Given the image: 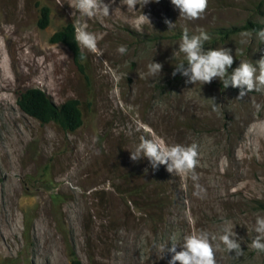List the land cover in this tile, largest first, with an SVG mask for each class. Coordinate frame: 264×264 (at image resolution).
Masks as SVG:
<instances>
[{
  "label": "rangeland",
  "instance_id": "rangeland-1",
  "mask_svg": "<svg viewBox=\"0 0 264 264\" xmlns=\"http://www.w3.org/2000/svg\"><path fill=\"white\" fill-rule=\"evenodd\" d=\"M69 2L0 0V264H73V253L82 264H169L171 237L219 235L222 226L234 230L244 254L237 259L221 246L217 264H264V253L251 247L255 218L264 216V139L255 150L245 146L250 126L264 120V91L237 99L240 89H225L219 78L193 85L172 76L185 28L210 36L205 50L231 49L229 72L240 60L264 57L255 36L241 43L240 34L219 33L249 21L264 28V0H208L194 21L180 18L171 0L137 5L136 13L104 0L114 13L92 19L72 16ZM44 7L51 10L46 28ZM85 21L102 39L95 53L80 46L78 63L52 38ZM152 60L163 65L161 79L149 75ZM36 88L57 105L78 100L83 126L70 133L24 113L20 94ZM152 135L169 145L197 143V179L163 165L153 170L147 158L132 161L140 137ZM197 184L204 193L194 194Z\"/></svg>",
  "mask_w": 264,
  "mask_h": 264
},
{
  "label": "clouds",
  "instance_id": "clouds-1",
  "mask_svg": "<svg viewBox=\"0 0 264 264\" xmlns=\"http://www.w3.org/2000/svg\"><path fill=\"white\" fill-rule=\"evenodd\" d=\"M114 2L115 0H111V3ZM150 2L153 0H120L122 6H127L129 13L138 12L137 5L143 9ZM154 2L159 3V0H154ZM111 3H105L104 0H70L68 4L74 10L72 16H76L78 13L81 17L92 19L110 17L114 13L110 14ZM171 3L179 10L180 18L186 21L201 19L208 8V0H171ZM116 10H120V8H116L114 11ZM140 13V21L151 25L149 17L142 12ZM127 22L137 32H143L141 22L134 23L132 20ZM164 22L169 29L175 27V24L167 19ZM240 36L242 38L241 43L248 42L253 36L264 43V28L243 31ZM100 39H102L100 34L87 30L86 21L76 27V44L89 52L95 53L98 50ZM210 39L204 30H201L199 34L189 35L187 28H185L178 50L179 53L183 54V59L175 63L172 76L175 77L180 74L186 78V84L193 85L197 83L201 85L210 84L215 78H219L225 89L229 86L240 89L237 99H242L252 91H264V57L255 63L250 60H240L239 66L229 72L234 63L232 50L223 46L205 50V45ZM238 51L241 56L244 55L243 49H236V53ZM118 52L126 53V46L121 45ZM81 58L84 59L85 57L82 55ZM147 68L151 77L161 79L163 69L161 63L152 60ZM211 100L213 101V108H215L217 103L214 98ZM257 108L259 109L260 106L257 105ZM260 139H264V120L256 121L250 126L249 139L245 146L255 150L259 146ZM240 151L241 149L237 150L238 156ZM141 158H147L153 170L163 165L172 175L191 174L193 180L197 179L195 170L199 165V145L195 142L189 145L179 143L169 145L155 135L151 137L141 136L134 150L130 151V159L138 161ZM196 188L197 192L194 193L196 195L205 192V189L199 184L196 185ZM253 232L255 235L251 240L252 249L264 253V216H256ZM169 241L171 247L167 248V251L173 254L169 264H217L216 253L221 246L229 254L234 253L233 256L237 259L244 254L234 230L223 226L220 228L219 235L200 230L183 235L179 241L173 236ZM167 243L160 247L161 258ZM178 246L180 251H177Z\"/></svg>",
  "mask_w": 264,
  "mask_h": 264
},
{
  "label": "trees",
  "instance_id": "trees-1",
  "mask_svg": "<svg viewBox=\"0 0 264 264\" xmlns=\"http://www.w3.org/2000/svg\"><path fill=\"white\" fill-rule=\"evenodd\" d=\"M263 7V3L261 5ZM261 7L256 8L261 12ZM51 10L44 7L40 26L46 28L49 25ZM263 25L249 21L243 26L222 29L219 33L223 39L231 38L233 35L240 34L243 31H252L262 29ZM75 26L69 25L62 31L54 34L52 41L55 44L66 45L75 55L76 62L80 63L83 55L81 47L75 41ZM84 56V55H83ZM18 105L27 115L37 119L42 124L55 123L66 132L74 133L80 129L83 124V112L78 100L71 99L62 105H57L50 96L41 89H29L20 94ZM73 264H82L76 253H73Z\"/></svg>",
  "mask_w": 264,
  "mask_h": 264
}]
</instances>
